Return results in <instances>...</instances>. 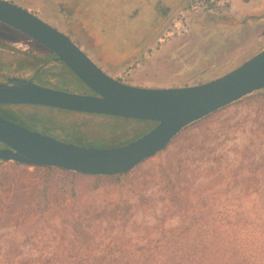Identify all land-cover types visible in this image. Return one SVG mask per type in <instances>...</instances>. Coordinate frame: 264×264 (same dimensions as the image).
Listing matches in <instances>:
<instances>
[{"label": "rangeland", "instance_id": "obj_1", "mask_svg": "<svg viewBox=\"0 0 264 264\" xmlns=\"http://www.w3.org/2000/svg\"><path fill=\"white\" fill-rule=\"evenodd\" d=\"M18 1L19 3L12 2L23 8L31 7L41 19L69 36L105 72L106 69L120 70L128 64L133 67L135 64L133 60L147 63L143 49L158 31L154 23L170 16L166 23L168 25L172 17L181 11L187 12L190 4V0H183L176 8L181 0ZM226 1L230 3V0ZM259 13V16L264 15V9L259 10ZM192 14H203V12L196 11ZM189 32L190 30L183 33L184 37H176L180 34H174L167 39V41L172 39L179 41L173 46L177 51L180 50L178 46L181 44L186 47L185 55H177V65L164 63L167 65L164 67L166 73L162 76L150 75L141 87L172 88L205 83L226 74L264 49L263 41L260 45L248 49L242 57L234 61L235 63H229L233 61L227 59V55L224 59L214 53L222 47L229 46V40L223 39L221 33H216L213 38L209 37L210 43L204 47L202 42L206 39L203 34L194 30V34L199 35V40L194 38L192 41H187L185 35ZM16 35L17 33L0 24V63H56V73H59L60 63L63 62L54 59L53 56L49 57L51 52L41 45L35 48L33 54L24 51L13 53L14 45L11 44V39ZM183 39L184 43H182ZM189 64H192V67H189ZM181 65L184 68L173 73V67H181ZM122 75L127 83L133 82L129 73ZM69 80L78 81L74 77ZM35 82L45 85L41 80ZM61 83L64 85L70 81L63 79ZM80 87L69 90L82 94L90 93V89L81 90ZM56 89L65 88L59 86ZM35 107L37 123L48 125L53 130L39 129L34 124H23L24 126L80 146H117L121 145L123 140H135L149 131L150 121L93 114L75 115L76 113L54 107ZM14 120L21 123L15 118ZM78 129L86 137H82ZM178 159H185L186 167L182 174L184 182L192 183V179L196 180L193 189L201 188L209 194L228 195L235 203L239 205L241 203L247 209L264 213V90L255 91L210 117L183 129L166 149L134 168L128 177L124 178L123 187L106 183L105 186L93 191L91 188L97 181L94 177L58 169H39L38 172L48 178L66 180L67 189L74 187L70 192L77 193L80 198L78 208L97 207L109 210L128 205L132 213L128 223L131 226H144L158 221L157 216L165 206L166 195L161 185L154 183L146 190H141L139 182L144 177L148 178L149 174L159 171L161 166H167ZM28 171L37 170L33 166L26 167L17 165L13 161L0 160V190L5 188L8 177H24ZM98 180L105 183L108 178L102 176ZM238 197L241 201L236 202ZM68 202L73 201L70 199ZM65 217L60 209L49 213L45 218L47 221H41L39 224L44 227L39 232L27 231V228L18 230L14 226L1 229V250L3 251L5 246L13 242L56 244L61 239H65V236L54 231L53 225L67 227L69 222L64 219ZM103 219L105 225L106 218ZM28 250L29 247L25 252ZM36 250L32 248L31 252L35 253Z\"/></svg>", "mask_w": 264, "mask_h": 264}, {"label": "trees", "instance_id": "obj_2", "mask_svg": "<svg viewBox=\"0 0 264 264\" xmlns=\"http://www.w3.org/2000/svg\"><path fill=\"white\" fill-rule=\"evenodd\" d=\"M153 125L148 122V130ZM184 163L185 159H178L161 166L139 182L141 190L154 183L161 185L166 195L158 221L144 226L128 223L132 217L128 205L109 210L78 208L80 198L70 192L74 187L67 189L66 180L48 178L38 172L39 169L70 170L33 166L36 172L8 177L5 188L0 190V230L14 226L18 230L39 232L44 228L39 225L41 221H47L46 216L59 209L69 225H53L54 231L65 236L56 244L13 242L3 251L0 246V264H264V213L247 209L228 195L193 189L195 179L192 183L183 180ZM132 171L105 176L108 178L105 183L98 180L101 175H82L97 179L92 188L87 185L96 191L106 183L123 187L124 178ZM239 198L236 202L241 201ZM70 199L73 202L69 203ZM27 247L29 250L25 252ZM32 248L37 249L35 253L31 252Z\"/></svg>", "mask_w": 264, "mask_h": 264}, {"label": "water", "instance_id": "obj_3", "mask_svg": "<svg viewBox=\"0 0 264 264\" xmlns=\"http://www.w3.org/2000/svg\"><path fill=\"white\" fill-rule=\"evenodd\" d=\"M0 21L49 49L96 93L77 94L33 82L0 84V104H39L157 123L125 144L85 147L30 130L0 115V142L6 145L0 148L1 161L50 166L94 176L126 173L154 157L188 125L255 91L264 90V49L208 82L148 88L111 77L69 36L14 2L0 0Z\"/></svg>", "mask_w": 264, "mask_h": 264}, {"label": "crops", "instance_id": "obj_4", "mask_svg": "<svg viewBox=\"0 0 264 264\" xmlns=\"http://www.w3.org/2000/svg\"><path fill=\"white\" fill-rule=\"evenodd\" d=\"M9 1H17L19 3L18 0ZM182 1L177 4L176 8L179 7ZM26 9L37 14L31 7ZM262 9H264V0H230L226 11L220 15H209L206 13L187 15L184 20L188 25L187 31L190 30V32L185 35L186 39L187 41H192L194 38L195 40H199V35L197 36L193 32L195 30V32L203 34L206 40L202 42V46L207 47L210 43L208 38L211 36L213 38L217 35L216 33H221L223 39L229 40V46L227 48L222 47L214 53L219 54L224 59H226L225 55H227V59L233 61L229 63H235L234 61L242 57L248 49H251L255 45H260L264 41V15H258L260 14L259 10ZM169 17H163V19L154 23V26L158 27V31L153 35L152 39L148 40L146 47L143 49L147 63L133 60V63H135L133 67H131V64H128L120 70H111V73L115 75L129 73L133 81L129 84L142 86L141 84L145 83L150 75L162 76V74L166 73L164 67H167V65L164 63L176 64L177 55H185L186 47L181 44L178 46L180 50L177 51L173 46L179 41L175 39L167 41V39H170L175 34L172 27L175 16L170 19L167 25ZM182 34L176 37H184ZM184 41L183 39L182 43ZM159 42L160 45H158ZM188 66L192 67V64ZM183 68L182 65L181 67L174 66L172 70L175 73L181 71ZM170 77H172L171 74Z\"/></svg>", "mask_w": 264, "mask_h": 264}, {"label": "flooded vegetation", "instance_id": "obj_5", "mask_svg": "<svg viewBox=\"0 0 264 264\" xmlns=\"http://www.w3.org/2000/svg\"><path fill=\"white\" fill-rule=\"evenodd\" d=\"M0 24L8 27L9 29L17 33V35L13 39H11V44L14 45V49L12 50L13 53L24 51L27 54H33L32 52H34L35 48L37 47L39 48V46L41 45L34 39L28 37L22 32L14 29L13 27L1 21H0ZM42 47L45 49L44 46ZM48 56L49 57L53 56L54 59H57L55 54H53L52 52ZM31 57L34 58L33 55H31ZM60 67H61L60 68L61 70L59 71V73H56V63H0V84H25L26 85L28 82H33L37 85H40L36 83L35 81L41 80L45 85H40V86L53 88V89H56L57 87L62 86L65 89H56V90H63V91H68L72 93H77V94H82V93L73 92L69 89H72V90L76 89L77 86H81L80 87L81 90L90 89L65 63H60ZM106 72L109 73L108 75H110L111 77L123 83H127L123 75L112 74L110 69H106ZM72 77H74L78 81L74 82V81L69 80ZM56 79L58 80L57 85H56ZM63 79H65L66 81H70V83L63 85V83H61ZM77 82L79 84H77ZM71 85L73 87H70ZM83 95H96V93L92 89H90L89 94H83ZM35 106H46V105L30 104V103L0 104V115L4 116L5 118L11 121L18 123L17 121L14 120V118L17 119L18 121L21 122V123H18L20 125H23V124L33 125L34 124L39 129L42 128L43 130L45 129L47 130L48 128V130H53L48 125H39V123H37V116L35 114V108H36ZM46 107H52V106H46ZM54 108L62 109V108H57V107H54ZM62 110H65L71 113H76L75 115L89 114V113L71 111V110H66V109H62ZM93 115H97V114H93ZM100 116H104V115H100ZM153 123H154L153 126L157 124L156 122H153ZM33 131H36V130H33ZM78 131L82 137L85 136V134H83L81 130L78 129ZM63 133L68 134L66 132H63ZM5 147L6 145L0 142V148H5Z\"/></svg>", "mask_w": 264, "mask_h": 264}, {"label": "built area", "instance_id": "obj_6", "mask_svg": "<svg viewBox=\"0 0 264 264\" xmlns=\"http://www.w3.org/2000/svg\"><path fill=\"white\" fill-rule=\"evenodd\" d=\"M226 0H190L188 11H181L178 13L173 20V30L175 34H182L187 32L188 25L185 23V17L192 12L201 11L203 13H210L220 15L227 9Z\"/></svg>", "mask_w": 264, "mask_h": 264}]
</instances>
